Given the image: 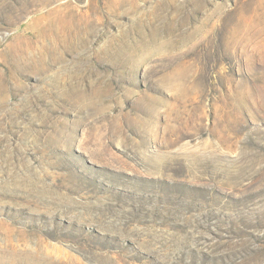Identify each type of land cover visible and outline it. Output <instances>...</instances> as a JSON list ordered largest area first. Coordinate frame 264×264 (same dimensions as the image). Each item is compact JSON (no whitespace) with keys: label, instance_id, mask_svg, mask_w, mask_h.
I'll return each mask as SVG.
<instances>
[{"label":"rangeland","instance_id":"374dc122","mask_svg":"<svg viewBox=\"0 0 264 264\" xmlns=\"http://www.w3.org/2000/svg\"><path fill=\"white\" fill-rule=\"evenodd\" d=\"M182 171L264 210V0H0V264H178L165 227L83 233L124 237Z\"/></svg>","mask_w":264,"mask_h":264},{"label":"trees","instance_id":"16d2710c","mask_svg":"<svg viewBox=\"0 0 264 264\" xmlns=\"http://www.w3.org/2000/svg\"><path fill=\"white\" fill-rule=\"evenodd\" d=\"M175 176L178 181L169 185L173 195H157L152 209L145 199L144 202L131 206L133 211L124 217L120 216L119 223H122L123 228L121 234L124 237L86 229L83 234L97 247L94 251L112 253L115 249H123L128 245L134 247L130 238L138 237L132 235L129 229L137 222V225L146 228L165 227L173 232L169 249L177 252L175 259L178 264H264V210L253 211L246 215L248 217H232L221 211L218 213L215 207L218 191L185 184L184 171ZM252 182L256 187L261 186L264 178L257 174ZM262 193L263 190H259L256 196ZM235 225L239 229L235 230ZM234 242L242 245L238 249V258L231 249ZM135 251L140 256L138 262L147 259L153 264H165L156 254L148 255L140 247L135 248Z\"/></svg>","mask_w":264,"mask_h":264}]
</instances>
